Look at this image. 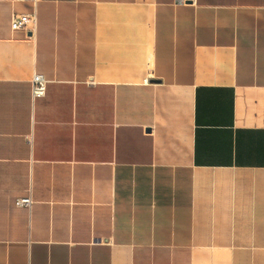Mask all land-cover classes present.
I'll return each instance as SVG.
<instances>
[{
  "label": "crops",
  "instance_id": "0c3cea01",
  "mask_svg": "<svg viewBox=\"0 0 264 264\" xmlns=\"http://www.w3.org/2000/svg\"><path fill=\"white\" fill-rule=\"evenodd\" d=\"M0 264H264V0H0Z\"/></svg>",
  "mask_w": 264,
  "mask_h": 264
},
{
  "label": "built area",
  "instance_id": "2783aa9c",
  "mask_svg": "<svg viewBox=\"0 0 264 264\" xmlns=\"http://www.w3.org/2000/svg\"><path fill=\"white\" fill-rule=\"evenodd\" d=\"M35 20L30 14L22 13L15 14L11 23L12 29H32V25H34ZM47 79L43 75H35L33 79V93L34 95L41 96L44 95L46 90ZM19 206H27L31 207L33 204L32 197H23L19 198L16 201Z\"/></svg>",
  "mask_w": 264,
  "mask_h": 264
}]
</instances>
